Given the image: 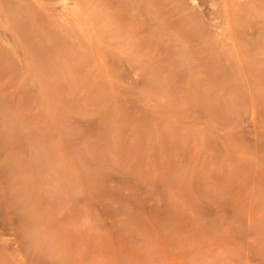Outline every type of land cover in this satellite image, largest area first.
I'll return each mask as SVG.
<instances>
[{
	"label": "rangeland",
	"instance_id": "rangeland-1",
	"mask_svg": "<svg viewBox=\"0 0 264 264\" xmlns=\"http://www.w3.org/2000/svg\"><path fill=\"white\" fill-rule=\"evenodd\" d=\"M0 264H264V0H0Z\"/></svg>",
	"mask_w": 264,
	"mask_h": 264
}]
</instances>
